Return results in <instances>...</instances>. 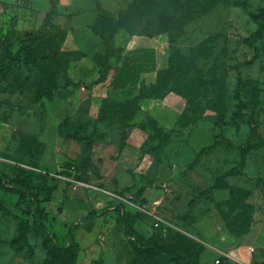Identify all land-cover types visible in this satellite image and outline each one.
<instances>
[{"label": "rangeland", "instance_id": "obj_1", "mask_svg": "<svg viewBox=\"0 0 264 264\" xmlns=\"http://www.w3.org/2000/svg\"><path fill=\"white\" fill-rule=\"evenodd\" d=\"M96 1L110 28L124 22L133 0ZM73 4L94 21L93 0ZM166 9L175 22L153 35L158 67L179 53L184 76L198 79V95L173 93L178 100L166 97L169 109L139 110L132 123L151 132L154 119L166 136L140 129L132 139L122 115L114 114L120 125L100 130L92 121V132L75 118L80 138L61 142L44 127L42 101L32 103L34 90L20 79L26 67L13 65L0 79V175L38 182L35 172L44 171L49 188L40 203L46 233L23 212L30 201L0 190V264H174L164 253L132 251L125 230L136 245L158 244L196 264H264V27L255 34L264 24V0H140L131 26L116 32L139 35L144 18ZM247 80L255 85L250 97L243 94ZM216 82L223 91L219 118L203 99ZM63 161L74 164L69 177L59 173ZM152 186L162 198L148 208L141 192L149 187L150 204L148 193L160 194ZM228 186L245 192L240 202L248 205L225 203ZM116 208L135 215L122 221Z\"/></svg>", "mask_w": 264, "mask_h": 264}, {"label": "trees", "instance_id": "obj_2", "mask_svg": "<svg viewBox=\"0 0 264 264\" xmlns=\"http://www.w3.org/2000/svg\"><path fill=\"white\" fill-rule=\"evenodd\" d=\"M94 1L96 15L94 21L88 26L91 31L100 39L101 51L95 53V61L98 63V75L95 81H100L104 77V72L109 68L107 59L114 56L120 60L116 67L113 76L109 80L111 88H118L123 95L117 100H110L106 107L102 104L95 116L96 120H101L104 117L109 118L108 111L112 109L113 115H122V121H125L124 126L130 123L127 120L132 119L139 111L137 101L144 97L161 98L165 91H170L178 96L184 97L188 100L193 99L198 95V79L184 76L185 68L182 62V56L177 52L168 54L165 58V64L161 67H154L155 51L151 46H135L127 50H123L122 46L114 45L113 35L117 28L128 29L131 26L133 14L135 9L140 4V0H133L126 8V12L121 16L124 21L120 23L117 21L112 24L110 28H106L104 23V15L102 9L96 0ZM58 0H47V9L42 13L41 19L35 28L17 29L15 27L16 16L14 14L7 17L6 25L0 32V79L3 78L11 66L22 64L26 67L27 72L24 73L20 79L23 83L31 85L33 95L31 97L32 103L41 101L40 96L49 97L51 90L57 86H65L70 81L65 77L64 68L66 62L73 56L78 55L76 51L63 50L59 48L60 42L64 37L65 28L60 27L57 23L52 21L53 15L56 13ZM264 12V9H263ZM175 22L172 10H162L154 15L144 18L140 33L144 36H153L159 32L164 31L170 24ZM264 24H260L255 31L257 35ZM126 31V30H125ZM127 33L131 34L132 32ZM133 34V33H132ZM55 39L56 46L50 48V42ZM154 71V77L151 82L143 83L139 74L143 71ZM12 79L16 76L11 75ZM209 94L204 96L205 106L215 112L217 118L222 113L223 91L222 84L216 82ZM246 96H252L255 91L253 81L247 80L244 84ZM132 90V92H130ZM129 91V93H127ZM104 104V100H103ZM115 111V112H114ZM182 113L179 114L177 120H181ZM75 118L70 116H63L56 124V131L63 137H70L74 141L80 138L76 131L77 126L81 127L80 122L74 123ZM119 119V118H118ZM121 124V120L118 121ZM151 124V132L147 131L142 124H139V129L146 132L150 137L158 138L166 136L169 132L165 131L154 119H149ZM71 127V131H63L65 128ZM76 127V128H75ZM93 130H91L92 132ZM61 173L64 177L71 176L74 164L70 161H63L61 163ZM45 172H35V177L38 182H32L22 175L14 176L8 179H3L0 175V190L15 193L17 200L24 202L30 201L31 205H24L23 212L29 213L31 221H33L43 233H46L42 220L47 218L46 211L40 205L42 200L47 197L49 188L43 185ZM227 190L229 196L225 203L248 205L243 201L240 202L244 196L243 191L238 190L235 186H228ZM240 191V193H239ZM239 193V196L237 194ZM118 210V208H116ZM119 211V210H118ZM167 211L176 219L179 215L173 213L170 209ZM119 218L123 221L128 217H133L135 213H128L127 211H119ZM125 237L129 247L132 251L142 255L151 257L158 253L166 254L174 264H196L188 260L185 256L178 252L158 244L140 245L134 244L129 240V235L125 230ZM69 244H73L69 241Z\"/></svg>", "mask_w": 264, "mask_h": 264}, {"label": "crops", "instance_id": "obj_3", "mask_svg": "<svg viewBox=\"0 0 264 264\" xmlns=\"http://www.w3.org/2000/svg\"><path fill=\"white\" fill-rule=\"evenodd\" d=\"M47 6V0H0V30H3L6 25L4 16L8 17L12 14L16 16L15 27L17 29L35 28ZM88 14L89 12L87 11L75 9L73 0H58L57 2L56 13L53 15L52 21L65 28V34L59 48L76 51L79 54L71 57L65 64V77L70 83L53 88L49 97L40 96L46 112L45 129L51 128L56 131L57 122L65 115L71 118H79L86 124L87 127L85 126V128L89 129L92 128V121L99 125L100 130L108 128L110 124L120 125L116 120H113L112 109L107 112L109 118L95 119L101 104L106 107L107 103L105 102L117 100L122 97L123 93L118 88H111L109 84V80L120 63V60L114 56H110L107 59L109 68L104 72L103 79L95 81L98 75V63L95 61V53L101 51V42L88 26L90 23ZM154 40V36L128 34L122 30L115 32L113 35L114 45L122 46L123 50L135 46H151L155 51ZM154 67H158L156 58H154ZM139 77L146 84L153 80L154 71H143L139 74ZM168 96H172L174 102L178 100L173 93L163 95L161 98L144 97L137 101L138 110L150 112L156 106L169 109L172 103L165 99ZM159 117L162 118L161 115H156L155 118ZM127 122L130 123L127 127L125 126V128H129L128 137L135 139L140 136L141 131L131 124L132 119L127 120ZM56 136L58 140L61 142L65 141L68 144H72L74 141L72 138L63 137L57 132ZM152 187L158 189L160 194L148 193L151 196L150 204L145 198L146 189L149 187L144 188L141 192L144 200L142 205L148 208H154L159 205L162 198V190L158 187ZM108 224L105 222L102 227L106 228Z\"/></svg>", "mask_w": 264, "mask_h": 264}, {"label": "built area", "instance_id": "obj_4", "mask_svg": "<svg viewBox=\"0 0 264 264\" xmlns=\"http://www.w3.org/2000/svg\"><path fill=\"white\" fill-rule=\"evenodd\" d=\"M153 219H154V225H157V223L161 220L156 214H153ZM217 261V259H215Z\"/></svg>", "mask_w": 264, "mask_h": 264}]
</instances>
